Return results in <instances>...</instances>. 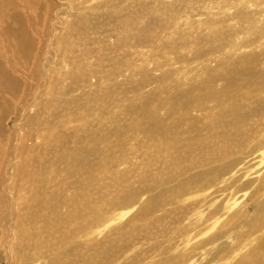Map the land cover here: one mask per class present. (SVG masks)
<instances>
[{
  "label": "rangeland",
  "instance_id": "obj_1",
  "mask_svg": "<svg viewBox=\"0 0 264 264\" xmlns=\"http://www.w3.org/2000/svg\"><path fill=\"white\" fill-rule=\"evenodd\" d=\"M35 2L0 0V264H264V0Z\"/></svg>",
  "mask_w": 264,
  "mask_h": 264
},
{
  "label": "bare ground",
  "instance_id": "obj_2",
  "mask_svg": "<svg viewBox=\"0 0 264 264\" xmlns=\"http://www.w3.org/2000/svg\"><path fill=\"white\" fill-rule=\"evenodd\" d=\"M26 2H27V4H28V6H30V8L33 10V7L32 6H34L35 4H36V2H35V0H26ZM241 3H244V1H241ZM35 7H36V5H35ZM29 11V10H28ZM21 12L22 11H20V10H18L17 12H15L14 14L15 15H17V14H19V17H21ZM30 13V12H29ZM13 18H11L10 16H9V28H8V32H9V34L11 35L10 37H12V39H13V41L12 40H10V42L12 41V46H13V48L14 49H24L26 46H27V44H25L27 41H28V32H29V30L31 29H29V27H18L17 26V24H18V22L16 21V20H14V22H13ZM14 23V24H13ZM13 24V26H11ZM25 39H27L26 40V42L24 43V41H25ZM23 43H24V45H23ZM28 43V42H27ZM4 45V44H3ZM3 45H1L0 46V58H3V55H4V46ZM10 45H11V43H10ZM23 46H25V47H23ZM10 47V46H9ZM7 50V49H6ZM8 51V50H7ZM6 54V53H5ZM8 54V53H7ZM5 57V56H4ZM14 58V57H13ZM10 59H12V58H10ZM9 59V60H10ZM5 60V59H4ZM8 59L6 58V60L5 61H7ZM3 61V60H2ZM8 62H10V61H8ZM14 63V62H13ZM5 65H6V63H5ZM7 66H9V64L7 65ZM2 67V65H0V68ZM4 68H6V67H4ZM241 72H243L242 70H240V71H238V72H233L231 75H230V77H229V80H233L237 75H239Z\"/></svg>",
  "mask_w": 264,
  "mask_h": 264
}]
</instances>
